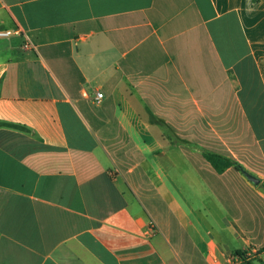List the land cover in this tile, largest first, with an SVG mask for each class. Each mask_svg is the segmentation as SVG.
Instances as JSON below:
<instances>
[{"label": "crops", "instance_id": "1", "mask_svg": "<svg viewBox=\"0 0 264 264\" xmlns=\"http://www.w3.org/2000/svg\"><path fill=\"white\" fill-rule=\"evenodd\" d=\"M4 31L0 264H264V0H0Z\"/></svg>", "mask_w": 264, "mask_h": 264}, {"label": "trees", "instance_id": "2", "mask_svg": "<svg viewBox=\"0 0 264 264\" xmlns=\"http://www.w3.org/2000/svg\"><path fill=\"white\" fill-rule=\"evenodd\" d=\"M152 121L154 123H160L159 120L155 119V118H152ZM0 126H11V127H19V126H16V125H12V124H8V123H2L0 122ZM202 153L204 155V157L213 165V167L219 172V173H222L224 172L226 169L230 168V167H235L237 170L243 172V167L229 159V158H226L224 156H221V155H218V154H215V153H212V152H208L206 150H202ZM236 257L239 258L241 260V262L243 264H254L253 261H251L250 259L246 258V254L245 253H241V252H237L236 253Z\"/></svg>", "mask_w": 264, "mask_h": 264}, {"label": "rangeland", "instance_id": "3", "mask_svg": "<svg viewBox=\"0 0 264 264\" xmlns=\"http://www.w3.org/2000/svg\"><path fill=\"white\" fill-rule=\"evenodd\" d=\"M224 240L226 241V243L230 249L234 250V249H236V247H238V244L234 241L233 237H229L228 235H226V236H224ZM246 258H249V257H246ZM251 261H253V260H251ZM233 264H243V263L241 262V260H239L238 258L235 257L233 259Z\"/></svg>", "mask_w": 264, "mask_h": 264}, {"label": "built area", "instance_id": "4", "mask_svg": "<svg viewBox=\"0 0 264 264\" xmlns=\"http://www.w3.org/2000/svg\"><path fill=\"white\" fill-rule=\"evenodd\" d=\"M14 34H18V32L17 31H15V32H12V31H4V32H0V37H10V36H12ZM103 97H104V94L103 93L97 92L96 97H95V101L96 102H100L103 99Z\"/></svg>", "mask_w": 264, "mask_h": 264}, {"label": "water", "instance_id": "5", "mask_svg": "<svg viewBox=\"0 0 264 264\" xmlns=\"http://www.w3.org/2000/svg\"><path fill=\"white\" fill-rule=\"evenodd\" d=\"M243 174L251 181L253 182L255 185H259L261 183V180L258 179L257 177L251 175L249 172L243 170Z\"/></svg>", "mask_w": 264, "mask_h": 264}]
</instances>
